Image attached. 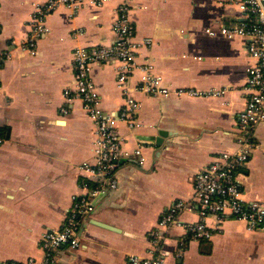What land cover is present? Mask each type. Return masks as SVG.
<instances>
[{"label": "crops", "instance_id": "1", "mask_svg": "<svg viewBox=\"0 0 264 264\" xmlns=\"http://www.w3.org/2000/svg\"><path fill=\"white\" fill-rule=\"evenodd\" d=\"M47 0H0V261L40 260L43 233L60 229L73 198L86 196L93 182L82 170L93 161L95 123L74 89L73 50L110 44L119 0L101 6L84 3L75 15L60 5L46 19L47 31L36 51L24 48L31 18ZM130 16L140 45L129 81L139 100L138 125L119 122L123 148L140 147L144 160L131 152L120 159L118 184L90 197L93 209L80 218V245H62L51 264H128L130 254L158 255L162 264H264V230H250L227 217L207 221L211 238H195L186 228L198 219L196 209L181 211L178 222L154 231L178 199L196 204L193 179L221 152L233 151L248 137L251 154L239 168V183L248 201L264 204V121L239 125L248 93L247 68L255 63L244 37L211 35L241 20V11L226 0H134ZM171 89L149 95L136 85L145 65ZM90 77L106 114L117 115L125 96L115 63L94 64ZM177 89L223 90L190 95ZM107 225V226H104Z\"/></svg>", "mask_w": 264, "mask_h": 264}, {"label": "built area", "instance_id": "2", "mask_svg": "<svg viewBox=\"0 0 264 264\" xmlns=\"http://www.w3.org/2000/svg\"><path fill=\"white\" fill-rule=\"evenodd\" d=\"M110 0H47L38 5L31 18V31L24 48L34 53L39 38L47 31L46 19L60 5L75 15L84 3L101 6ZM134 0H119L116 6L112 28L116 39L110 44L93 47H75L74 89L65 90L69 100L80 99L83 108L95 123V140L93 145V161H85L82 170L94 183L86 196L73 198L72 208L60 229H51L43 233L42 245L45 251L40 260L30 258L22 262L8 260L0 264H51L53 251L62 245L76 248L80 245V218L93 209L90 197L97 195L103 189L115 188L118 184L116 171L120 159L131 152L144 160L140 147L133 151L123 148V137L119 131V122L129 129L138 125L137 113L140 108L139 100L131 93L129 81L136 67V55L140 45L150 44L147 38L142 42L135 40V24L130 16ZM226 4L235 5L241 11L238 23L220 24L218 28L207 27L211 35L221 34L228 38L244 37L247 50L255 63L247 68L245 91L248 93L244 108L239 113V125L243 130L264 121V0H226ZM7 59L6 54L0 55V67ZM115 63L117 68V83L121 88L125 101L117 115L106 114L100 105V95L90 77L94 64ZM143 73L136 89L149 95H167L172 91L162 83V77L151 71L150 65L142 68ZM176 93L190 95L221 94L223 90L196 91L194 89H177ZM4 141L0 135V145ZM239 146L233 151L221 152L212 162L199 171L194 179L196 204L184 199H178L170 205L159 220L155 234V244L158 246L162 237L160 228L168 227L178 222V215L184 210L196 209L198 219L186 226L195 238H211L214 230L207 219L213 215L217 222L231 217L243 221L250 230H264V204L260 201H248L243 196L239 183V168L245 164L251 154L248 137L238 139ZM168 251L162 249L158 255L141 256L130 254L128 264H162Z\"/></svg>", "mask_w": 264, "mask_h": 264}, {"label": "water", "instance_id": "3", "mask_svg": "<svg viewBox=\"0 0 264 264\" xmlns=\"http://www.w3.org/2000/svg\"><path fill=\"white\" fill-rule=\"evenodd\" d=\"M104 226H107V225H104ZM54 264H57V263H54Z\"/></svg>", "mask_w": 264, "mask_h": 264}, {"label": "trees", "instance_id": "4", "mask_svg": "<svg viewBox=\"0 0 264 264\" xmlns=\"http://www.w3.org/2000/svg\"><path fill=\"white\" fill-rule=\"evenodd\" d=\"M93 186H94V184H93Z\"/></svg>", "mask_w": 264, "mask_h": 264}]
</instances>
